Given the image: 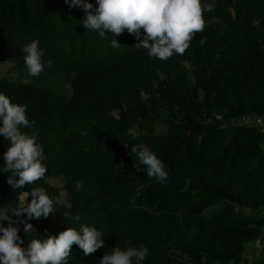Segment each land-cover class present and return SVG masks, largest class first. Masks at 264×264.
Masks as SVG:
<instances>
[{
    "label": "trees",
    "instance_id": "1",
    "mask_svg": "<svg viewBox=\"0 0 264 264\" xmlns=\"http://www.w3.org/2000/svg\"><path fill=\"white\" fill-rule=\"evenodd\" d=\"M217 1L213 12L204 13L206 26L203 31L196 33L190 47L179 55L181 61L197 64L207 80L175 90L159 106L167 115L163 121L165 129L155 138L141 141L142 134L130 131L112 114L125 110L129 123L148 120L150 108L141 92L149 93L152 87L150 73L158 69L168 75L169 65L178 60L150 57L144 48L135 47L139 40L126 30L115 37L106 32L101 38L84 28L83 23H76L56 31L52 23L54 10L57 7L70 11L78 9L69 8L65 0H1L13 17V24L4 30V47L8 57L24 68L21 49L32 40L39 41L41 58L55 54L57 45L64 49L67 43L72 46L76 43L85 49L101 46L92 50L103 62L108 51L131 55L107 67L72 74L71 95L63 104V112L68 117V132L81 141L63 161L59 176L64 179L67 195L76 202L75 208L69 213L64 210L63 203L54 205L51 228L47 226L48 217L30 220L26 214L13 217L12 226L18 228L23 241L17 242L20 247L26 249L32 239L43 241L68 227L77 231L82 224L96 228L105 220L111 243L104 253H110L113 247L122 250L146 247L148 255L138 264H232L246 258V245L264 234V213L261 211L264 209V130L244 122L222 127L216 117L224 120L248 115L264 119V74L261 70L264 41L260 44L256 41L251 46L236 31L237 25L229 17L234 1L246 4L251 10L250 4L264 3V0ZM88 2L96 7V0ZM113 39L121 46L114 48ZM228 46L249 49L252 61H235L226 68L216 69L212 58ZM0 93L24 106L27 118L35 124L45 126L48 118L57 115L55 101L29 80H0ZM97 117L101 121H96ZM132 145L147 147L158 156L168 174L166 181L157 182L147 176L146 167L135 154L130 155ZM8 146L9 142L0 136V209L21 206L18 197L12 198L16 190L30 193L31 189L42 187L50 197L62 198L60 188L46 179L56 176L48 168L45 177L34 184L11 188L7 177L12 173L3 171V153ZM199 166L217 173L219 182L211 183L199 174ZM194 179V184L187 185L188 180ZM235 181L255 185L252 192L248 189L245 192L252 208V221L244 216L246 223H242L239 217L230 215L228 206L237 199ZM77 182L83 185L79 189ZM25 199L30 202L31 196ZM202 203L219 205L214 211L222 210L227 217L213 228L202 221L191 220L188 209ZM21 220L31 223L35 231L26 234ZM157 223L180 225L177 228L181 233L192 230L193 242L188 247L170 250L165 249L160 238L150 234L139 236L144 229L153 231ZM0 225L9 226L8 221ZM256 261L255 264H264V257ZM68 264L93 263L90 256L84 255L74 244ZM133 264L137 262L134 260Z\"/></svg>",
    "mask_w": 264,
    "mask_h": 264
},
{
    "label": "clouds",
    "instance_id": "2",
    "mask_svg": "<svg viewBox=\"0 0 264 264\" xmlns=\"http://www.w3.org/2000/svg\"><path fill=\"white\" fill-rule=\"evenodd\" d=\"M69 8L78 7L85 13L83 27L96 32L101 38L105 33L114 37L122 35L126 30L134 35L139 43L137 48L148 50L150 57L167 60L173 54L183 55L190 47L196 33L206 26L205 12H213L214 3L203 4L202 0H96V7L88 0H65ZM143 38L140 39V30ZM201 44L204 40H201ZM114 48L121 45L115 39L111 40ZM24 63L31 76H38L43 71L39 41L32 40L23 46ZM49 66L51 62L49 61ZM31 127L24 106L13 103L5 94L0 93V136H3L9 146L3 153L4 172H11L7 183L11 188H23L34 184L45 177L46 167L42 164L43 148L37 144L36 136H29L20 130ZM135 154L139 162L147 169V176L157 182L167 180V171L158 156L147 147L132 145L130 155ZM77 189L82 182H77ZM31 196L30 202L24 200L18 208L0 209V222L8 221L7 227L0 225V264H68L72 246L82 249L84 255H90L104 247L102 234L94 227L82 224L80 230L68 227L55 236H49L41 241L32 239L28 247L19 246L21 241L18 228L12 226L13 217L47 218L53 213L54 205L62 204L61 197H50L42 187L25 192V197ZM64 216V215H63ZM67 220L68 217L64 216ZM24 232L35 231L31 223L21 220ZM148 255L146 247H113L110 253H104L99 264H138Z\"/></svg>",
    "mask_w": 264,
    "mask_h": 264
},
{
    "label": "rangeland",
    "instance_id": "3",
    "mask_svg": "<svg viewBox=\"0 0 264 264\" xmlns=\"http://www.w3.org/2000/svg\"><path fill=\"white\" fill-rule=\"evenodd\" d=\"M203 4L214 3L217 6V0H202ZM249 6L240 2L234 1L229 8V17L235 21L237 25L236 31L243 35L251 46L256 43L264 41V3H253ZM85 13L82 9L70 11L67 8L57 7L53 13V27L56 31L65 30L66 25L70 24H82V19ZM13 24V17L11 13L5 9L0 0V80L4 81H16L19 79L29 80L38 84L48 95L55 101V109L57 111L56 116L48 118L45 122V126L35 124L30 121L31 127L24 128L20 126V130L27 135H35L37 144L43 148V164L51 171V174L56 176H48L46 179L60 188V193L63 200V208L66 212L72 213L75 208L76 202L72 197L68 196L64 187V179L59 176L62 168L63 161L70 157L72 151L78 146L81 141L77 136L72 135L67 129L68 117L63 112V104L71 95L70 79L72 74L83 70H92L99 67H107L113 65L120 60H126L131 55L126 53L125 55H119L113 51H108V57L103 60H98L92 49L95 47H101L94 45L92 48H82L77 46L76 43L70 45L66 44L62 49L57 45V54H51L46 58H41L44 65L43 71L38 76H31L24 65H20L17 60H11L8 57L6 49L4 47V30ZM123 35V34H122ZM92 50V51H91ZM146 53L148 50L145 49ZM177 62H173L169 65V74L165 75L158 69L155 72H151V89L149 93L141 92L143 99L146 101L150 108L151 115L148 120L142 121L139 124L136 122L129 123L125 110L114 111L113 118L117 122L124 123L130 131L135 130L136 135L142 134L144 139H153L155 136L161 134L165 129L164 119L167 115L163 112L159 106L165 103L167 99L173 94V92L181 87H191L197 84L204 83L207 80L206 75L202 74L198 65L187 61H181L179 54H173L172 56ZM216 69L226 68L229 63L235 61H252L249 49L241 46H228L222 52L214 56L213 58ZM49 61L51 66H49ZM254 63V61H253ZM23 64V63H22ZM262 74H264V64L261 66ZM219 124L222 127H233L242 122L239 118H227L222 119L220 116L216 117ZM96 121H101L100 118H95ZM147 133L145 136L144 134ZM197 172L206 177L211 183L217 184L219 182V176L212 170H207L201 166L197 168ZM12 175V174H11ZM10 175V176H11ZM263 179V177H262ZM194 181H187L188 184H194ZM234 188L237 191L236 202L229 204L230 215L239 217L242 223H246L242 217L248 216L253 219L252 208L248 205L247 194L248 189L252 192L255 188L254 184L235 181ZM13 197H18L20 204L25 200V193L21 191H15ZM219 205H209L202 203L188 209V216L191 220L202 221L207 227L213 228L219 223L224 221L227 214H224L219 210L214 211ZM264 213V209H261ZM47 226L49 228L54 225L55 211L48 216ZM262 219V216H260ZM180 225L170 223H157L154 224L153 231L142 230L138 234L141 237L151 235L160 238L165 245V249H175L177 247H188L193 242V231L179 232L177 227ZM102 236L101 240L104 242V247L97 249L90 256L93 264H99V259L109 249L111 243V235L105 220H102L99 226L95 228ZM264 231V230H263ZM249 253V251L247 250ZM246 258H243L232 264H255L257 259L264 257V248L259 254L258 258L254 255L245 254ZM248 258V259H247Z\"/></svg>",
    "mask_w": 264,
    "mask_h": 264
},
{
    "label": "built area",
    "instance_id": "4",
    "mask_svg": "<svg viewBox=\"0 0 264 264\" xmlns=\"http://www.w3.org/2000/svg\"><path fill=\"white\" fill-rule=\"evenodd\" d=\"M241 119L242 122L246 124L252 123L260 127L262 130H264V119L261 117L246 115V116H242ZM263 248H264V234L257 237L252 243H248L246 245V249L249 251V253L246 250L245 254H251L254 255L255 258H258Z\"/></svg>",
    "mask_w": 264,
    "mask_h": 264
}]
</instances>
